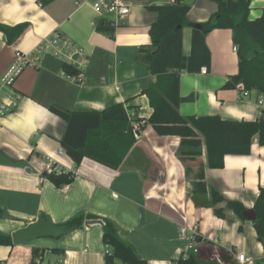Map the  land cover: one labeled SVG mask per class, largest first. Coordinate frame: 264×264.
<instances>
[{
    "label": "crops",
    "instance_id": "1",
    "mask_svg": "<svg viewBox=\"0 0 264 264\" xmlns=\"http://www.w3.org/2000/svg\"><path fill=\"white\" fill-rule=\"evenodd\" d=\"M129 1L130 15L114 22L96 15L84 0H54L45 7L40 0H0V24L25 25L12 44L0 31V79L16 53H32L53 32L87 53L80 85L61 74L60 60L40 54L36 66L25 68L16 78L12 88L21 100L0 123V235L11 240L14 232L40 217L64 225L82 215L83 225L54 239L56 243L40 238L0 245V264H36L42 253L46 256L40 264L58 260L105 264L103 220L112 222L119 238L148 264H178L189 244L181 229L187 238L192 234L198 238V253H187L197 260L211 261L227 254V264H237L228 254L232 250L246 254L251 264H264L252 222L241 220L229 209L218 218L211 208L195 207L191 185L202 167L207 200L212 189L224 200L217 208L225 207L227 201H239L252 209L259 187L264 186V146L255 136L249 156H225L221 169L207 167L204 148L195 160H178L179 138L161 137L153 131L147 122L152 109L142 94L152 82L143 50L148 48V29L156 18L145 7L168 4V0ZM182 1L190 10L181 30L179 114L216 115L234 121L264 117V108L258 104L263 95L251 91L243 99L236 87L223 88L228 77L238 72L232 31L204 33L196 27L217 11L216 3ZM225 1L229 7L236 5L234 0ZM263 9L264 0H251L249 19L259 18ZM115 121L130 122L134 128L135 143L120 166L114 170L88 158L75 166L64 145L80 149L88 130ZM47 161L71 172L72 183L61 187L47 179L40 183ZM33 249L39 252L36 257Z\"/></svg>",
    "mask_w": 264,
    "mask_h": 264
},
{
    "label": "trees",
    "instance_id": "2",
    "mask_svg": "<svg viewBox=\"0 0 264 264\" xmlns=\"http://www.w3.org/2000/svg\"><path fill=\"white\" fill-rule=\"evenodd\" d=\"M53 1L40 0V5L45 7ZM211 1L216 3L217 11L206 23L199 25V28L204 33L214 29L231 30L238 57V72L228 77L223 88L231 89L236 84L242 83L247 91H254L264 96V9L259 18L250 20L248 16L251 0H234L236 3L234 7H229L225 0ZM145 8L156 15L148 29V48L143 50V59L152 78L150 85L142 90L152 109L147 122L158 136L179 138L180 148L176 152L178 160L181 162L195 160L202 155L204 148L207 167L221 169L225 156H249L255 136H258L259 145L264 146L263 116L253 121H234L224 120L216 115L183 117L179 114L181 30L187 24L186 15L190 5L182 0H174L173 3L149 5ZM24 30L25 25L8 27L0 24V31L5 34L8 44L19 38ZM63 69L69 75L75 73L65 65ZM60 114L67 117L63 113ZM133 131V126L127 121L101 122L98 128L88 130L82 148L72 149L64 145V149L75 166H78L83 158H88L116 170L135 143ZM43 176L56 187L69 185L73 181L71 172L47 174L44 171ZM203 180L201 167L196 181L191 182L194 206L211 208L218 218H223L224 209H229L244 221L242 214L249 209L239 201H227L225 207L217 208V204L224 200L212 189L210 199L207 200L205 197L207 189ZM258 190V196L251 209L256 216L252 224L264 252V186H260ZM87 218L96 219L92 216ZM83 220L84 217L80 215L64 225L80 228ZM102 224V243L106 247L105 264H115L116 261L121 264H148L129 244L119 238L112 222L103 220ZM0 245H11L10 237L0 235ZM54 251L61 252L58 249ZM38 253L37 249L32 250L33 257ZM219 258L223 264H227V254ZM178 264L219 263L215 259L200 261L190 255L187 259L180 258Z\"/></svg>",
    "mask_w": 264,
    "mask_h": 264
},
{
    "label": "built area",
    "instance_id": "3",
    "mask_svg": "<svg viewBox=\"0 0 264 264\" xmlns=\"http://www.w3.org/2000/svg\"><path fill=\"white\" fill-rule=\"evenodd\" d=\"M88 3L93 12L101 17L112 18L114 22L126 19L132 9V3L129 0H84ZM174 0H168L169 3H173ZM236 50V48H235ZM40 54H48L57 58L63 65L70 67L74 70V74H67L62 69L61 74L76 84H82L85 79V69L87 63L86 51L73 43L69 38L53 32L49 36L45 37L42 42L36 47V49L30 54L16 53L13 64L7 69L2 78L0 79V123L9 115L17 106L21 100V96L13 90V84L20 73L27 67H35L38 62V56ZM201 72L205 74L206 70L202 69ZM236 89L240 92V97L243 99L250 97V92L247 91L242 83L235 85ZM258 104L264 108V99L258 100ZM44 171L47 174L51 173H66L69 172L60 165H56L47 161L44 166ZM45 180L44 176L40 178V183ZM88 230V227H85ZM181 236L189 241L187 248L182 252L181 258L187 259L188 252L192 254L198 253L197 238L195 234L186 237L185 229H181ZM230 257L234 258L237 264H251L252 260L244 253L228 251ZM46 256V253H42L38 257L36 264H40V261ZM214 259L223 264L218 256ZM53 264H64L63 260H58Z\"/></svg>",
    "mask_w": 264,
    "mask_h": 264
},
{
    "label": "water",
    "instance_id": "4",
    "mask_svg": "<svg viewBox=\"0 0 264 264\" xmlns=\"http://www.w3.org/2000/svg\"><path fill=\"white\" fill-rule=\"evenodd\" d=\"M199 28L198 25H196ZM244 220L254 221L256 216L253 210L249 209L242 214ZM89 224H95L96 221H90ZM76 227H68L66 225H54L40 217L35 223L28 225L27 227L14 232L11 235V240L14 245L24 244L32 242L40 238H59L67 233L75 230Z\"/></svg>",
    "mask_w": 264,
    "mask_h": 264
},
{
    "label": "rangeland",
    "instance_id": "5",
    "mask_svg": "<svg viewBox=\"0 0 264 264\" xmlns=\"http://www.w3.org/2000/svg\"><path fill=\"white\" fill-rule=\"evenodd\" d=\"M142 1H144V0H142ZM81 228V227H80ZM80 228H78L79 230H80ZM64 237V236H63ZM49 240H45V241H50V243H56V241H58V240H54V239H52V238H48ZM45 247H47V248H50V244H46V245H44Z\"/></svg>",
    "mask_w": 264,
    "mask_h": 264
}]
</instances>
